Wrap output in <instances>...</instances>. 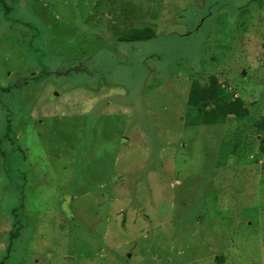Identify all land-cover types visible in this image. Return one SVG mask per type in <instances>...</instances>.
Here are the masks:
<instances>
[{"label": "rangeland", "instance_id": "rangeland-1", "mask_svg": "<svg viewBox=\"0 0 264 264\" xmlns=\"http://www.w3.org/2000/svg\"><path fill=\"white\" fill-rule=\"evenodd\" d=\"M5 3L0 264H264V4ZM212 75L243 114L190 126Z\"/></svg>", "mask_w": 264, "mask_h": 264}, {"label": "trees", "instance_id": "trees-1", "mask_svg": "<svg viewBox=\"0 0 264 264\" xmlns=\"http://www.w3.org/2000/svg\"><path fill=\"white\" fill-rule=\"evenodd\" d=\"M1 4H5V0H0ZM264 2L259 0V5L262 6ZM7 9L9 7L6 5ZM249 9H243L242 13H249ZM156 37L154 30L150 28L142 30H132L126 36L120 38L121 42L131 43L139 41H148ZM264 61V60H263ZM262 106V105H261ZM187 107L192 108L194 116L188 122L190 126H210L224 124L230 117H241L244 110L243 102L240 100H231V96L224 93L218 85L215 76L209 78L207 87H202L200 83H194L192 90L189 93ZM264 133V119L263 123L255 124L256 135ZM19 233L13 235L17 238Z\"/></svg>", "mask_w": 264, "mask_h": 264}]
</instances>
